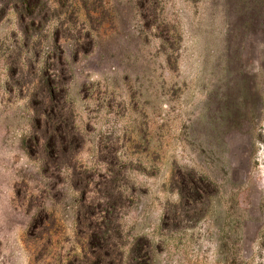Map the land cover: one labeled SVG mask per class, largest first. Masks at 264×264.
<instances>
[{
  "label": "rangeland",
  "instance_id": "1",
  "mask_svg": "<svg viewBox=\"0 0 264 264\" xmlns=\"http://www.w3.org/2000/svg\"><path fill=\"white\" fill-rule=\"evenodd\" d=\"M15 1L0 264H264V0L253 29L236 0ZM60 71L73 143L48 163L38 81Z\"/></svg>",
  "mask_w": 264,
  "mask_h": 264
},
{
  "label": "trees",
  "instance_id": "2",
  "mask_svg": "<svg viewBox=\"0 0 264 264\" xmlns=\"http://www.w3.org/2000/svg\"><path fill=\"white\" fill-rule=\"evenodd\" d=\"M240 3L239 11L241 14L238 19L242 20L241 24H245L249 29H253L261 21L260 10L255 9L257 4L261 0H236ZM225 5L229 4V0H224ZM15 4L20 11L18 14L24 12V14H30L34 16L35 6L38 5V0H16ZM250 5V9L247 10L246 6ZM20 19L23 17L20 15ZM32 20V19H31ZM21 21V20H20ZM57 53L60 52L57 46H54ZM85 52V51H84ZM57 62L60 65V55H57ZM49 75H42L38 81V88L40 91V103L36 106L38 113L34 119V126L36 130L40 131L41 143L43 144V150L45 154V161L50 163L55 159L56 154L58 156H64L67 148H69L73 141L72 134L70 132L69 122L66 119L62 111V88L57 85L59 78H61V71L57 74V77H48ZM56 76V75H55ZM56 78V79H55ZM61 98V99H60ZM92 239V237L90 236ZM98 255H95V258Z\"/></svg>",
  "mask_w": 264,
  "mask_h": 264
}]
</instances>
